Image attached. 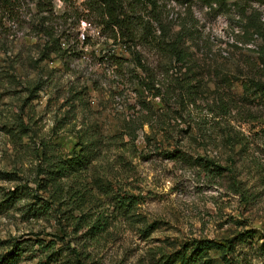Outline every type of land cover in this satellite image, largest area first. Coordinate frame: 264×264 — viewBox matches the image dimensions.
Listing matches in <instances>:
<instances>
[{
    "label": "rangeland",
    "instance_id": "rangeland-1",
    "mask_svg": "<svg viewBox=\"0 0 264 264\" xmlns=\"http://www.w3.org/2000/svg\"><path fill=\"white\" fill-rule=\"evenodd\" d=\"M83 1L73 0L80 9ZM229 7L216 12L194 3L195 30L184 45L197 102L190 116L179 118L159 97L150 100L152 119L134 142L122 132L125 120L144 108L134 74L125 68L116 75L98 62L107 49L128 59L124 49L81 20L72 35L77 53L47 56L44 37L28 20L33 3L21 22L3 20L0 199L3 189L34 179L40 142L70 154L78 149L75 129H91L100 145L87 167L62 178L64 212L62 206L34 215L27 197L0 207V254L10 241L29 239L32 246L17 264H177L174 254L197 241L224 242L248 231L245 241L235 239L234 259L264 264V37L252 36L247 13ZM167 8L177 32L184 9L173 1ZM66 9L54 0L55 15ZM82 34L89 38L81 47ZM217 97L232 101L228 114L209 113L207 103ZM167 151L180 153L170 159ZM205 159L220 165L221 174L207 172ZM127 199L132 202L124 208ZM36 239L52 241L57 254L46 258ZM206 257L223 264L217 250Z\"/></svg>",
    "mask_w": 264,
    "mask_h": 264
},
{
    "label": "trees",
    "instance_id": "trees-1",
    "mask_svg": "<svg viewBox=\"0 0 264 264\" xmlns=\"http://www.w3.org/2000/svg\"><path fill=\"white\" fill-rule=\"evenodd\" d=\"M62 1L68 9L57 16L53 13L54 0H0V25L2 26L5 19L12 24L21 22V14L26 15V7L33 3L36 12L31 14L28 20L35 32L44 37L46 55L53 54L63 58L68 53H77L79 41L74 40L72 35L80 21L85 20L90 25L95 23V26L100 28L99 33L106 40L111 39L113 46L118 45L129 55L127 59L117 53L116 49L115 51L107 49L98 58L99 66L102 70L111 69L116 75L127 68L130 75L134 74L133 78L143 96L141 102L144 108L141 106L140 114L135 119L125 120L122 125V132L129 136L131 142L137 138L138 129L152 119H147L150 110H153L150 100L159 97L162 106L166 107L168 112L171 109V113H177L179 118L184 115L190 116L197 102L199 89L194 81L190 52L184 45L186 37L192 36L195 30L192 12L194 3L200 2L209 10L216 12L228 10L230 5L236 6L242 13H247L248 28L254 32L252 36L257 37L259 34L264 37V15L260 10L261 7L264 8V0H239L231 4L226 0H84L81 9L73 0ZM170 1L184 9L177 32L172 31L170 21L166 17ZM88 38V35L82 34L81 47ZM62 39L66 42V47L62 45ZM137 71H140V75H137ZM130 78L132 81L133 78L131 76ZM254 85L263 87L258 82ZM171 100L174 104L169 103ZM231 102L217 97L211 103H207L209 113L226 115L231 111ZM145 108L148 112L143 115ZM75 132L78 149L70 154L64 155L55 151L47 142H40L36 150L38 160L34 179L16 184L13 188L3 189L0 207L7 209L18 200L27 197L34 200L27 204L34 215L50 214L60 210L62 206L64 212L66 208L62 178L87 167L100 145L98 138L89 134L91 129H75ZM178 153L180 151H167L165 156L175 159ZM203 166L211 174H221L222 167L213 161L205 159ZM131 202L127 199V202H122V207L126 208ZM90 228L94 229V232L102 229L97 225H91ZM249 237L250 232L245 231L224 242L200 240L190 251L185 248L176 252L174 262L212 264L210 258L206 256L209 251L217 250L221 253L223 264H237L234 259L235 242H243ZM29 242V239L10 241L0 254V264H17L22 255L30 250L32 245ZM34 242H37L39 248H45L46 258L57 254L52 241L51 244L42 243L40 239ZM261 248L264 250V242Z\"/></svg>",
    "mask_w": 264,
    "mask_h": 264
},
{
    "label": "built area",
    "instance_id": "built-area-1",
    "mask_svg": "<svg viewBox=\"0 0 264 264\" xmlns=\"http://www.w3.org/2000/svg\"><path fill=\"white\" fill-rule=\"evenodd\" d=\"M240 44V43H239ZM250 46H252V45H250Z\"/></svg>",
    "mask_w": 264,
    "mask_h": 264
}]
</instances>
